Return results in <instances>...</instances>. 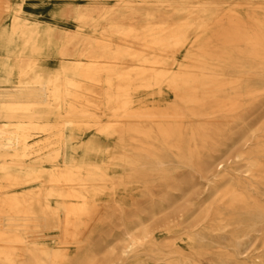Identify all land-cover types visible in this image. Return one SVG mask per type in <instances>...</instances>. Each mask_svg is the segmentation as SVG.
<instances>
[{"label":"bare ground","instance_id":"bare-ground-1","mask_svg":"<svg viewBox=\"0 0 264 264\" xmlns=\"http://www.w3.org/2000/svg\"><path fill=\"white\" fill-rule=\"evenodd\" d=\"M0 72V264H264V0H0Z\"/></svg>","mask_w":264,"mask_h":264},{"label":"rangeland","instance_id":"rangeland-1","mask_svg":"<svg viewBox=\"0 0 264 264\" xmlns=\"http://www.w3.org/2000/svg\"><path fill=\"white\" fill-rule=\"evenodd\" d=\"M220 2V5L222 8L226 9L228 7H232V5H234L236 3V0H218ZM260 1H263V0H260ZM88 34V35H91L90 31H87L85 32V35ZM77 43V42H76ZM114 43L115 44H120L121 41L119 39H114ZM124 45V44H123ZM127 46H132L131 44H127ZM135 48H137V46L135 45L134 46ZM180 60H182V55H180L179 57ZM122 66V65H121ZM122 71L123 69H128V68H134V67H137L139 68L140 67V63L139 62H135V61H125V65L122 66ZM70 90L72 91V95L73 96H69V98L71 99V101L76 104V106H79L77 104H86V105H89L88 108L90 109V111L93 109L92 107V104H99L101 102V99L98 98V96L96 94H94V92L91 91V89L89 88H82V89H75V88H70ZM101 108V107H100ZM104 111L101 110V112H98L97 115H99L100 117V121L105 123V122H108L110 119L108 118L109 116L106 114V111L103 113ZM63 117V116H62ZM62 117H52L51 119L55 120L56 118L58 119H62ZM227 146L228 148H225V147H222L221 148V152L219 153H215L213 155L217 156V157H220V156H228L230 154H232V144H230L229 142H227ZM187 175H183V176H179L178 177V181H181L183 182L184 181V178L186 177ZM194 182H198V178L196 176V180H194ZM198 189V188H197ZM197 189H194V190H197ZM179 192H175V194H178ZM98 205L100 207H102L104 205V202H98ZM38 235H42V234H38ZM96 239L98 238L97 235H95ZM43 238L40 237L39 238V242H42L43 243ZM256 243L255 245H253L249 251H251V254H253V250L256 249ZM54 244H51V247H53ZM201 264H211L208 260H203V262Z\"/></svg>","mask_w":264,"mask_h":264},{"label":"crops","instance_id":"crops-1","mask_svg":"<svg viewBox=\"0 0 264 264\" xmlns=\"http://www.w3.org/2000/svg\"><path fill=\"white\" fill-rule=\"evenodd\" d=\"M1 73V72H0ZM13 79L10 80L8 84H0V105L6 102L5 95L8 94L11 91ZM4 123H8L6 119H4L2 116L0 117V126ZM15 123V121L11 122ZM35 142V141H34Z\"/></svg>","mask_w":264,"mask_h":264}]
</instances>
